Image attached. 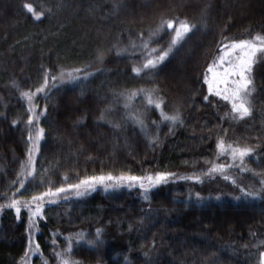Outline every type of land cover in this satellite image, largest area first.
<instances>
[{
    "label": "trees",
    "instance_id": "obj_1",
    "mask_svg": "<svg viewBox=\"0 0 264 264\" xmlns=\"http://www.w3.org/2000/svg\"><path fill=\"white\" fill-rule=\"evenodd\" d=\"M26 3L37 11L43 4L45 16L34 19ZM176 17L196 27L153 74L136 75L132 69L142 53L134 52L130 41L139 44L140 33L147 38L161 19ZM171 31L162 32L152 46L165 48ZM256 33L264 34V0H0V204L6 202L3 194L19 187L35 126L27 124L28 102L21 92L34 91L47 69L58 76L62 68L65 75L56 86L50 81L47 96L34 100L45 134L34 154L35 177L18 197L30 200L48 187L109 173L174 174L151 188L147 200L139 186L127 185H97L82 196L75 190L62 193L57 202L44 204L43 217L31 228L27 209L17 218L5 207L0 264H23L30 236L41 252L30 255L28 264H59L54 251L67 247V237L73 238L71 256L79 264H260L264 62L254 66L253 112L243 120L227 116L230 104L210 95L204 82L222 42ZM114 45L128 51L117 55ZM98 49L103 64L96 61ZM87 64L94 75L68 83L67 71ZM140 89L158 90L164 110L178 111L183 123L162 122L159 110L146 107L141 97L125 108L119 94ZM133 112L142 116L144 130L128 118ZM219 138L254 151L243 165L228 156L217 159ZM209 161L232 166L224 174L206 175ZM193 174L202 182L181 179ZM97 229L103 244L92 247L86 241L95 239ZM81 232L85 238L77 243Z\"/></svg>",
    "mask_w": 264,
    "mask_h": 264
},
{
    "label": "snow or ice",
    "instance_id": "obj_2",
    "mask_svg": "<svg viewBox=\"0 0 264 264\" xmlns=\"http://www.w3.org/2000/svg\"><path fill=\"white\" fill-rule=\"evenodd\" d=\"M26 10L32 14L34 19L41 20L45 16V10L43 4L40 5V10L34 7L31 3H26L24 5ZM47 12H51V9H47ZM196 27L195 24L190 23L187 19H180L179 17L172 19H161L156 28L149 32L147 38L144 37L143 33L139 34L140 43L137 44L135 41H130L129 47L135 52L137 49L142 53V60L139 65L133 67L132 71L136 75L147 74L151 75L155 72L160 64H162L169 55L176 49L177 45L181 44L189 33L193 31ZM165 30H172L170 35L171 39L165 48L153 47V43L158 42L157 38ZM227 40L228 38H224ZM116 49V54L120 55L122 52H127L128 48L120 49L116 45L113 46ZM220 54L217 55L211 64L207 68V73L205 74L204 82L207 84V91L210 95L219 97L221 100L230 104V111L226 114L233 120H243L246 117H250L253 112L252 106V95L255 92L253 69L257 63L264 62V34L256 33L249 38L231 40L230 42L221 44L219 48ZM96 61L103 64L104 54L102 50H97ZM92 67L91 64L85 65L83 68H73L67 71L68 83L75 84L80 80H86L88 77L94 75L89 69ZM100 69L98 68L97 71ZM83 75L81 76V74ZM65 75V70L60 69L59 75H52L51 69H47L44 72V77L42 83L35 88V90L22 91L21 96L28 102V112L30 113L27 124L32 126L35 124L32 131L29 132L28 141L31 142V147L28 150V158L23 163L21 171L18 174L19 177V187L16 192L3 194L5 199L4 204H0V211L5 207L14 209L17 218H19L22 209H27L29 227H33L38 223V218L43 217L44 204L47 202L55 203L57 202L55 198L60 197L62 193H67L70 190H75L77 196L85 195L89 190H95L97 185H103L105 189L109 187L118 188L127 185L129 188L139 186L144 191V199L147 200L148 192L151 188L156 187L160 184L166 183L169 177L173 176V173L159 172L155 175L148 174L145 176H136L130 174H120L114 176L112 174L90 176L80 179L78 183L68 184L67 187H57L53 190L48 187L46 191L33 195L30 200H24L22 197H18L17 193L20 189L25 188V182L29 177H35V158L34 154L40 151V141L44 139L45 130L43 127L39 126V117L42 114L38 112L37 109L39 105L34 104L35 98L43 93L47 96L46 89L49 87L50 81L53 86H56V81L61 79ZM120 96L124 97L125 103L124 107L129 108L130 103L134 101L137 97H141L146 104V107H153L159 110V114L162 118V122H169L172 127H175L177 123L182 124L183 120L180 117V113L177 111L173 114H169L164 110L165 101L163 97L158 95V90H148L140 89L133 91L131 93H120ZM208 100V96L204 97ZM46 107L43 109L46 112ZM108 109L106 111H110ZM106 112L101 113V118H104ZM136 124H138L141 130L145 129L144 120L141 115L136 113H130L129 117ZM16 123V121H13ZM155 124V121H153ZM114 127H120L119 124H115ZM157 125V129H158ZM33 132L35 135H33ZM226 134V130H225ZM158 139L153 138V143ZM218 156H228L230 157L233 164L237 161L241 165L244 164L245 158L249 157L254 149L251 146H241L239 143H226L223 138H219L216 144ZM209 167L204 173L206 175H212L213 173L224 174L228 167L232 165L213 163L209 161ZM247 171L248 169H244ZM65 180L68 179L67 176L64 177ZM181 179L196 180L201 181L200 176L190 175L181 177ZM225 179H228L225 176ZM13 183H16L15 181ZM233 183L235 181L233 180ZM243 191V189H242ZM199 195V194H197ZM244 195L253 197L252 192H245ZM85 234L78 233L76 240L79 243L84 240ZM72 237H67V247L62 251H54V255L58 258L59 264H79L78 260L72 258L71 254L73 251ZM55 243V241H53ZM92 247H98L103 244L101 238V230L97 229L95 234V239L91 241H86ZM39 243H35L31 236L29 238L28 251L25 253V259L23 264H28L27 258L30 255L40 253ZM260 264H264V252L261 254ZM47 264V262H45Z\"/></svg>",
    "mask_w": 264,
    "mask_h": 264
}]
</instances>
